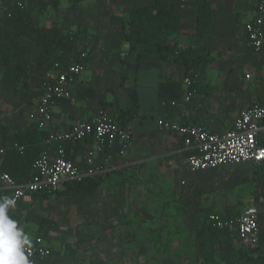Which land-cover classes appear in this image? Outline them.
<instances>
[{
  "label": "rangeland",
  "instance_id": "1",
  "mask_svg": "<svg viewBox=\"0 0 264 264\" xmlns=\"http://www.w3.org/2000/svg\"><path fill=\"white\" fill-rule=\"evenodd\" d=\"M58 1L56 9L43 7L40 0L22 2L30 34L39 32L57 42L46 53L33 39H24L34 69L29 70L32 74L22 90L3 84L0 64V106L4 110L14 106L18 109L22 104L30 109L29 94L51 76L54 61L86 63L87 54L94 49L112 51L111 60L123 59L128 53V44L120 39L123 19L129 9L150 2ZM244 4L248 8V0ZM174 5L180 25L177 46L196 51L190 65L183 66V75L193 72L194 79L201 76L206 80L212 76L214 53L221 49L220 39L228 30H218L217 23L230 17L236 20L240 13L238 25L243 36V18L247 14L246 21L251 15L248 9L240 10L233 0H174ZM144 55L157 57L146 51L139 59ZM128 65L134 64L129 60ZM145 149V158L163 153ZM260 172L264 173V165L243 163L189 174L184 156H162L107 173L101 187L81 208L65 195L40 194L19 210H12L10 216L32 241L40 234L34 217L49 221L41 233L44 245H51L48 247L57 258L56 264H203L205 257L199 246L203 237L212 244L215 261L231 249L239 250L235 226L208 229L206 217L210 213L228 219L236 217L257 194L255 174ZM203 232L210 234V240Z\"/></svg>",
  "mask_w": 264,
  "mask_h": 264
},
{
  "label": "crops",
  "instance_id": "2",
  "mask_svg": "<svg viewBox=\"0 0 264 264\" xmlns=\"http://www.w3.org/2000/svg\"><path fill=\"white\" fill-rule=\"evenodd\" d=\"M244 1L233 0V4L237 3L240 10L248 9V16L251 17L245 21L246 14L243 18V22L247 23L253 19L254 5L252 0H248L247 8ZM239 14L236 20L230 17L228 21L220 20L217 23L218 30L228 29L224 39H220L223 45L214 53L212 76L206 80H202L201 76L194 79L193 95L189 102L177 107L163 106L162 100L171 98L163 99L158 93L160 83L180 82L184 74L183 66L160 62L154 55L149 56L151 59L144 55L138 61L130 60L134 65L125 66L123 71L120 64L122 58L111 60L114 57L112 51L94 49L87 54L86 70L73 86V101L57 103L48 121H40L35 116L31 119L33 112L23 104L18 109L14 106L9 110L0 106L3 135L25 130H42L49 134L61 132L78 121L106 112L131 131L132 140L123 158H117L109 151L96 154L93 139L72 146L68 155L79 166L84 165L86 157L92 158L94 175L103 178L118 168L135 167L144 160L162 156L185 157L180 139L159 130L158 120L177 121L221 132L230 127L240 109L255 104L264 105V52L255 53L245 47L238 25L241 21ZM21 43L27 46L26 42ZM183 91L184 86L181 85L179 95L172 99H178ZM53 148H48L49 153ZM145 148L163 153L145 158L142 157ZM261 227L264 231V220ZM29 238L31 243L32 238ZM50 256L35 264H56V256H52V253Z\"/></svg>",
  "mask_w": 264,
  "mask_h": 264
},
{
  "label": "built area",
  "instance_id": "3",
  "mask_svg": "<svg viewBox=\"0 0 264 264\" xmlns=\"http://www.w3.org/2000/svg\"><path fill=\"white\" fill-rule=\"evenodd\" d=\"M252 1L254 16L243 26V40L246 48L259 53L264 52V0ZM19 7L22 5L19 4ZM85 70L86 63L83 60L53 62L50 67L51 76L40 83L38 92L29 101L34 114L31 118L35 116L40 121H48L57 103L73 101V85ZM180 82L184 86L183 93L178 99L162 100L163 106L177 107L191 100L195 82L193 75H183ZM157 127L180 139L187 153L185 169L189 174L216 171L243 163H264V146L260 143L264 140V105L255 104L240 109L230 127L221 132L170 120H158ZM90 138L94 140L96 154L102 155L109 151L115 157L123 158L131 143L132 133L106 112L78 121L61 132L49 134L44 150L32 164V179L17 184L8 173L0 169V191L7 192L15 205L18 202L25 204L31 201L32 193L50 194L59 189L64 181L80 182L94 176L90 156L85 158L83 167L65 157L66 144L74 146ZM50 147H54L51 153L48 151ZM8 150L23 154L25 147L17 142L3 144L0 141V159ZM263 211L264 197L254 196L233 219L210 213L208 220L218 230L234 225L238 244L255 249L259 245V214ZM43 241L42 237H35L26 248L30 264L50 257L51 251Z\"/></svg>",
  "mask_w": 264,
  "mask_h": 264
},
{
  "label": "trees",
  "instance_id": "4",
  "mask_svg": "<svg viewBox=\"0 0 264 264\" xmlns=\"http://www.w3.org/2000/svg\"><path fill=\"white\" fill-rule=\"evenodd\" d=\"M25 1L28 0H0V64L3 67L1 78L11 88H20L21 90L27 86L29 76L32 74L29 70L31 68L34 69V65L28 59V55L31 53L30 48L22 45L21 42L25 38L28 40L33 39L38 49L46 53L52 51L57 42H52L51 38L47 39L39 32H36L35 35L30 34L29 27L31 25L29 24V17L24 10L22 11V2ZM40 2L43 7L48 6L52 9H56L59 4L58 0H40ZM19 4L22 7H19ZM179 26V14L176 11L174 0H150L147 5L129 9L121 25L120 39L128 44V53L120 61L123 71L125 70V66L128 65L129 60L138 61L141 52L146 51L155 53L160 62L189 66L196 51L190 47L179 48L177 46ZM148 43H151L150 47H147ZM57 62L66 63L73 61L58 60ZM192 73L189 74L191 75ZM40 83L36 89L31 90L28 101L38 92ZM181 85V82H162L159 85V96L163 99L175 98L180 93ZM122 126L126 127L125 125ZM48 137L49 133L42 130L17 131L11 135L4 136L2 127L0 126V141L3 144L17 142L25 147L23 154L8 150L0 159V169L8 173L17 184L32 179L34 176L32 164L44 150V143ZM261 145L264 146V142H261ZM71 147L72 145L70 144L65 145V157L73 161L74 159L68 155ZM186 155L187 153L185 152ZM255 181L257 185V194L255 197H264V173L260 172V174H255ZM102 184V177L96 175L87 177L80 182L67 180L62 183L59 189L50 194L65 195L74 206L81 208L93 197ZM38 195L40 194L32 193L31 198H35ZM3 196H7V192L0 191V197ZM23 204L22 202H18L10 209L9 215L12 210H19ZM206 218V228L218 230L212 226L208 217ZM13 220L16 221V219ZM263 220L264 211L260 212L258 219V247L250 249L239 245V250L231 249L229 253L224 255L225 257L220 256V261L213 259L211 252L212 244L208 243V240L203 237L199 241L200 252L205 257L203 264H264V231L261 227ZM34 222H36L37 231L40 233L36 237L40 236L43 238L44 234L41 232L50 224L49 221L36 216L34 217ZM203 234H206L210 240V234L208 232H203ZM45 260H35L33 264Z\"/></svg>",
  "mask_w": 264,
  "mask_h": 264
},
{
  "label": "clouds",
  "instance_id": "5",
  "mask_svg": "<svg viewBox=\"0 0 264 264\" xmlns=\"http://www.w3.org/2000/svg\"><path fill=\"white\" fill-rule=\"evenodd\" d=\"M14 206L11 197H0V264H30L26 255L30 238L9 215Z\"/></svg>",
  "mask_w": 264,
  "mask_h": 264
}]
</instances>
